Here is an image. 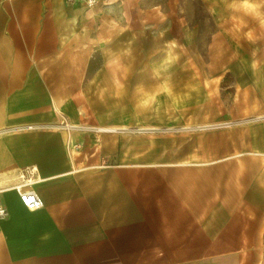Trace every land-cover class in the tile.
I'll return each instance as SVG.
<instances>
[{"label":"crops","instance_id":"1","mask_svg":"<svg viewBox=\"0 0 264 264\" xmlns=\"http://www.w3.org/2000/svg\"><path fill=\"white\" fill-rule=\"evenodd\" d=\"M203 1L211 61L184 49L175 83L197 89L191 104L151 114L133 90L180 44L178 0H0V264H264V2ZM109 8L126 15L123 34L61 43L70 18ZM133 37L128 95L102 104L89 85ZM27 178L43 207L22 203Z\"/></svg>","mask_w":264,"mask_h":264},{"label":"clouds","instance_id":"2","mask_svg":"<svg viewBox=\"0 0 264 264\" xmlns=\"http://www.w3.org/2000/svg\"><path fill=\"white\" fill-rule=\"evenodd\" d=\"M97 3L98 0H86L89 9ZM231 6H237L235 0ZM240 6L251 9L254 13L258 10V5L250 3L249 0H241ZM107 14L108 18L103 20L98 18L93 11L86 12L82 19L73 16L67 21L64 32L59 37L61 43L66 45L80 44L85 41L108 43L113 34H123L128 30L126 15L123 12L117 13L115 8H109ZM260 23L264 24V19H261ZM94 32L95 35H93ZM162 36L163 33H161ZM134 41L135 37L123 49L108 50L110 55L103 62L106 76L102 81L94 80L89 85L100 103H106L108 100L118 101L128 95L127 81L132 64L136 59ZM183 52V46L175 40L165 43L163 58L152 68V78L155 81L153 86L149 89L143 84H138L133 90L135 98L132 103L136 111L151 114L160 111H181L191 104L193 93L197 89L192 85L178 88L175 83V69Z\"/></svg>","mask_w":264,"mask_h":264},{"label":"rangeland","instance_id":"3","mask_svg":"<svg viewBox=\"0 0 264 264\" xmlns=\"http://www.w3.org/2000/svg\"><path fill=\"white\" fill-rule=\"evenodd\" d=\"M173 1L175 2V0H169L168 6L170 8L174 3ZM178 2L179 7L173 4L174 8L169 10L171 28L181 40L180 45L190 53L200 51L202 57L198 60L202 62L201 65H208L211 61L208 55L210 38L217 28L214 20L203 0H178ZM182 38L184 42H182ZM188 61L192 63L193 59L190 57ZM221 81L222 92L220 91L221 93L218 95L224 96L225 92L230 93L232 91L231 85L234 79L232 75H225Z\"/></svg>","mask_w":264,"mask_h":264},{"label":"built area","instance_id":"4","mask_svg":"<svg viewBox=\"0 0 264 264\" xmlns=\"http://www.w3.org/2000/svg\"><path fill=\"white\" fill-rule=\"evenodd\" d=\"M66 1L68 3H73L76 1H86V0H66ZM60 125L66 129H71L75 127V125L70 124L69 121H67L66 119H62ZM79 147L80 145L78 143H75L73 145L74 150H77ZM27 179L28 182H26L25 180V182L16 185L22 203L31 209H38L43 207L45 204L44 199L34 188L27 187V184L30 182L31 178H27ZM6 214H7V208L5 207L4 204L0 203V217H4Z\"/></svg>","mask_w":264,"mask_h":264},{"label":"bare ground","instance_id":"5","mask_svg":"<svg viewBox=\"0 0 264 264\" xmlns=\"http://www.w3.org/2000/svg\"><path fill=\"white\" fill-rule=\"evenodd\" d=\"M102 128V127H101ZM104 129H109V128H107V127H103Z\"/></svg>","mask_w":264,"mask_h":264}]
</instances>
